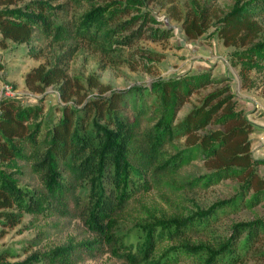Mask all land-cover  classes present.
<instances>
[{
	"label": "rangeland",
	"instance_id": "obj_1",
	"mask_svg": "<svg viewBox=\"0 0 264 264\" xmlns=\"http://www.w3.org/2000/svg\"><path fill=\"white\" fill-rule=\"evenodd\" d=\"M40 1L45 2L44 12L55 24L90 10L98 12L100 29L115 44L101 53L74 38L56 40L38 28L25 41L3 38L0 33V108L2 101H9L27 109V123L35 130L34 138L19 139L15 157L0 159V188L5 192L6 187L17 189L8 191L12 204L0 208V264H130L119 254L121 250L112 252L99 241L102 238L84 221L90 203L89 167L82 163V174L76 180L67 163L54 162L56 182L63 188L55 196L48 190L46 173L50 170L43 163L53 126L64 109L74 112L75 124L76 113L82 112L88 100L112 91L123 92L130 109L140 114L138 132L129 145L144 129L162 133L164 126H171L173 138H161L160 157L174 164L166 174L145 177L150 184L147 190L141 184L132 187L126 214L115 232L123 234L134 248L144 239L146 226L156 220L164 219L168 228L173 219L195 215L193 226L180 238L158 240L154 254L186 242L196 246L194 250L179 253L169 264H203L209 251L230 240L233 257L221 253L225 258L218 264H264V187L254 192L243 179L225 177L207 166L208 149L200 138L218 126L215 122L192 131L194 136L182 134L179 126L191 108L202 106L207 94L217 93L211 103L219 98L225 102L223 97L228 95L233 107L242 110L252 124L251 153L264 179V13L255 16L262 28L252 42L235 45L226 44L218 29L224 15L249 0H1L0 9L15 11L13 18L18 19L16 15L37 11L34 8ZM186 18L202 22L197 37L185 33ZM130 19L134 20L129 28L117 26ZM75 41L79 46L64 62L63 77L49 83L38 78L33 84L26 83L29 70L38 65L46 70L51 67L56 58L52 54L58 53L60 43ZM203 79L210 81L196 87L176 110L172 98H162L165 83ZM94 119L106 125L95 110L79 121V132L88 139L86 151L99 145ZM73 180L76 183L68 193L66 188ZM105 185L113 187L110 178H105ZM7 211L19 219L6 218ZM201 217L205 218L197 224ZM250 222H255L254 227H249ZM93 239L96 242L91 244H98L99 249H87L85 243ZM170 253L174 255L175 249Z\"/></svg>",
	"mask_w": 264,
	"mask_h": 264
},
{
	"label": "trees",
	"instance_id": "obj_2",
	"mask_svg": "<svg viewBox=\"0 0 264 264\" xmlns=\"http://www.w3.org/2000/svg\"><path fill=\"white\" fill-rule=\"evenodd\" d=\"M37 3L39 4L34 8L37 11L25 12V16L16 15L19 17L18 19L13 18L16 14L15 11L0 9V33L3 38L15 41L29 40L34 35L35 28H38L56 40L64 41L74 38V40L85 42L92 50H98L101 53L113 48L115 43L107 41L109 39L107 31L100 29L101 20L98 12L90 10L82 13L76 19L72 18L70 21L55 24L44 12L45 2ZM253 3L254 6H257L256 10L258 11H255L256 7L253 5L250 6ZM262 13H264V0L246 1L244 5L236 7L224 15L222 25L218 29L219 35L226 44H249L261 31V24L255 16ZM133 20L119 22L117 26L129 28L128 23ZM188 20L186 18L184 21L185 33L188 37H197L203 30L202 22ZM60 44L62 45H60L58 53L52 54L56 55V58L50 68L46 70L43 65H38L27 72L26 83L28 85L33 84L37 78L49 83L64 76V62L75 53L79 45L76 41L75 43ZM36 53H40V51ZM244 57L255 58L254 55H245ZM209 81L210 79H203L196 83L187 80L165 83L161 86V95L165 101L172 98V107L173 110H176L196 87ZM216 94V91L207 94L202 106L193 107L185 114L179 123L183 130L182 134L194 136L192 131L204 127L208 122H215L218 126L200 138L201 143L208 149L207 166L215 168L217 173L221 172L225 177L243 179L254 192L261 190L264 187V179L255 169L258 159L254 158L251 153L249 134L252 124L242 110L233 107V101L228 95L223 97L225 102L219 98L211 103ZM0 109V159H9L15 157L19 139L34 138L35 130L30 129L27 123L30 113L27 109L9 101H2ZM93 110L97 112L98 116H101L106 125L99 123L96 119L93 120L92 124L99 137V145L86 151L88 139L79 132V124L82 122L80 118L90 114ZM80 111L79 109L76 113V122L73 124L74 112L67 108L64 109L62 117L53 126L49 153L43 158V163L47 164V170H50V173H46V182L50 186L49 192L56 196L60 195L63 190L55 179L56 171L52 166L54 162L67 163L76 180L82 174L83 166L81 164L84 163L89 167L92 175L90 203L83 218L86 225L102 238L99 241L106 243L112 252L121 250L119 254L130 264H169L176 261L179 253L189 254L196 246L186 242L182 246L166 247L158 256L154 254V251L158 240L162 242L166 239L180 238L186 228L193 226L195 215L173 219L172 225L168 228H165L167 226L164 219L156 220L155 223L146 226L144 239L138 242L134 248L132 244L124 240L123 234L115 232L120 217L126 214L132 187L141 184V189L147 190L150 184L146 182L145 177L156 178L166 174L174 166L168 158L160 157L163 144L161 138L165 137L169 141L173 138L171 126H164V133H156L152 128L144 129L138 135L135 143L129 145L138 132L141 120L140 114L130 109L125 102L123 92L120 91H112L106 97L92 98L84 104L81 113ZM91 153L95 155V158L91 157ZM78 159L80 160L76 164ZM111 164L113 165L112 169H110ZM105 178H110L113 187L107 188ZM72 182L66 188L68 193L76 183L75 180ZM54 185L58 187L55 191H53ZM14 188L6 187L7 193L0 188V208L12 204L8 191L16 192L17 189ZM201 213L203 211L196 214ZM4 216L6 218L9 216L11 220L19 219L9 211L5 212ZM204 218L201 217L195 222L198 224ZM249 224L251 228L254 227L255 222ZM172 226H174L173 229H171ZM95 242L96 239H93L91 242L85 243L88 246L87 249H99L98 244H91ZM173 248L175 249L174 255L170 253V249ZM221 253L233 257L234 248L230 240L222 243L218 249L209 251L203 264H218L225 258V256H221ZM22 264H27V261Z\"/></svg>",
	"mask_w": 264,
	"mask_h": 264
}]
</instances>
